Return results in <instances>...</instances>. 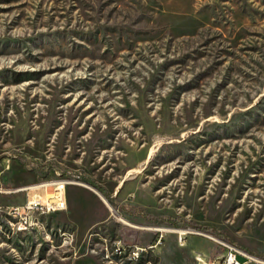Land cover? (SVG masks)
<instances>
[{
    "label": "rangeland",
    "instance_id": "rangeland-1",
    "mask_svg": "<svg viewBox=\"0 0 264 264\" xmlns=\"http://www.w3.org/2000/svg\"><path fill=\"white\" fill-rule=\"evenodd\" d=\"M59 184L61 210L9 215ZM223 244L264 262V0H0V264Z\"/></svg>",
    "mask_w": 264,
    "mask_h": 264
},
{
    "label": "built area",
    "instance_id": "built-area-1",
    "mask_svg": "<svg viewBox=\"0 0 264 264\" xmlns=\"http://www.w3.org/2000/svg\"><path fill=\"white\" fill-rule=\"evenodd\" d=\"M64 192V184L56 185L54 188V194L50 199H46L44 203L39 201L37 197L33 195L32 198L28 199L26 205L22 208V211L13 208L9 212V215L12 218L17 219L18 224L25 229L34 224L37 217L61 210L64 207ZM223 247L225 249V253L217 262H200V264H240L237 261V256L243 257L246 260V263L264 264V262L237 250L235 247L226 244H223Z\"/></svg>",
    "mask_w": 264,
    "mask_h": 264
},
{
    "label": "trees",
    "instance_id": "trees-1",
    "mask_svg": "<svg viewBox=\"0 0 264 264\" xmlns=\"http://www.w3.org/2000/svg\"><path fill=\"white\" fill-rule=\"evenodd\" d=\"M83 182L85 183V184H87V185H89V186H91V187H93V188H95V189H97L106 199H107V201L110 203V204H112V199H111V197L109 196V195H107L102 189H100L99 187H97L91 180H89V179H83ZM137 213L139 214V215H141V212L138 210L137 211ZM256 256V255H255Z\"/></svg>",
    "mask_w": 264,
    "mask_h": 264
},
{
    "label": "bare ground",
    "instance_id": "bare-ground-1",
    "mask_svg": "<svg viewBox=\"0 0 264 264\" xmlns=\"http://www.w3.org/2000/svg\"><path fill=\"white\" fill-rule=\"evenodd\" d=\"M49 186H50V184H39V185H36V186L29 187L27 189H30V190H34V189H44V190H46L47 187H49ZM24 190L25 189L15 190L14 193L15 192H19V191H24Z\"/></svg>",
    "mask_w": 264,
    "mask_h": 264
},
{
    "label": "water",
    "instance_id": "water-1",
    "mask_svg": "<svg viewBox=\"0 0 264 264\" xmlns=\"http://www.w3.org/2000/svg\"><path fill=\"white\" fill-rule=\"evenodd\" d=\"M237 261L240 264H257V263H246V260L243 257H241V256H237Z\"/></svg>",
    "mask_w": 264,
    "mask_h": 264
},
{
    "label": "crops",
    "instance_id": "crops-1",
    "mask_svg": "<svg viewBox=\"0 0 264 264\" xmlns=\"http://www.w3.org/2000/svg\"><path fill=\"white\" fill-rule=\"evenodd\" d=\"M100 195V194H99Z\"/></svg>",
    "mask_w": 264,
    "mask_h": 264
}]
</instances>
